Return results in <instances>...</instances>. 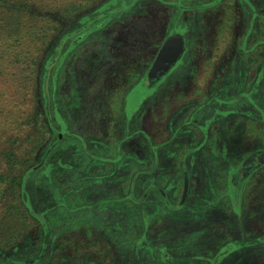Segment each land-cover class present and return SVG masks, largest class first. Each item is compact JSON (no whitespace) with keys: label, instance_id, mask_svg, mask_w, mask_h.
<instances>
[{"label":"crops","instance_id":"obj_1","mask_svg":"<svg viewBox=\"0 0 264 264\" xmlns=\"http://www.w3.org/2000/svg\"><path fill=\"white\" fill-rule=\"evenodd\" d=\"M159 2L166 4L165 0ZM246 2L254 6V13L247 8L245 14L237 13L238 19L230 21L233 28L227 35L225 59L218 58L220 44L216 33L217 39L211 41L214 48L209 65L199 62L202 71L209 69L210 73L179 77L174 75L179 72V65L167 77L180 78L178 91H164L162 87L137 96L132 92L137 86V75L129 74L138 68L137 58L131 54L136 49L126 44L120 52L129 56L122 58L110 53L114 49L111 51L107 45L106 72L100 79L109 87L104 93L106 109L90 103L88 125L75 134L61 127L64 121L69 124L70 118H64L63 109H57L53 121L63 138L55 157L52 155L38 167L32 181L34 210L50 230L51 254L60 256L66 249L74 252L85 246L88 250L73 256L85 260L92 247L104 245L113 252L109 257L120 260V264H155L154 260L163 262L173 253L185 264H194L202 257L198 246L189 249L190 255L180 256V244L186 238L196 241L192 237L202 234L205 223L218 225L212 232L221 233L235 222L228 171L225 169L218 177L217 164L231 158L232 162L239 160L241 153L246 155L256 148L264 149V0ZM206 9L202 6L197 11V24H206L202 18ZM237 37L247 49L245 52L238 53ZM204 39L206 36L202 35L196 43L204 47ZM255 51L259 54L254 58ZM232 53L246 60V68H242L246 73L238 75V69H233L227 60ZM195 84L197 87L189 90ZM77 97L74 94V101ZM96 100L95 95L93 101ZM199 160L205 172H197ZM197 174L202 180L218 177L224 181L225 198L218 199L224 190L217 188V183L197 194ZM195 195L207 197L204 200L208 203L198 201V209L189 208ZM259 203L248 200L241 223L252 228L253 221H264V207ZM206 204L208 208L203 211L201 206ZM201 212H208L204 223ZM256 239L257 235L251 236L250 242ZM125 247H138L135 253L141 254L128 255Z\"/></svg>","mask_w":264,"mask_h":264},{"label":"rangeland","instance_id":"obj_2","mask_svg":"<svg viewBox=\"0 0 264 264\" xmlns=\"http://www.w3.org/2000/svg\"><path fill=\"white\" fill-rule=\"evenodd\" d=\"M3 1L9 0L0 1V264H120L109 257L113 252L104 245L92 247L85 260L73 258L88 250L84 245V250L66 249L60 256L49 250L50 230L34 210L32 181L58 140L53 129L57 122L51 120L56 105L61 103L62 115L70 118L69 124L64 121L61 127L71 134L85 130L92 97H97V108L106 109L104 93L109 87L100 82L106 72L101 57L107 53L105 45L127 42L137 44L139 51L146 50L149 40L161 33L162 17L172 19L181 11L182 18L185 13L178 6H184L183 1L188 10L212 2L209 13L214 25L209 29L207 23H201L193 38L196 42L198 35L217 39V33L218 58L223 57L232 29L230 21L238 19V0H165L166 4L159 0H21L16 6L9 2L13 7L4 6ZM18 18L21 30L13 31ZM4 23L12 24L11 28L4 30ZM142 54L146 59L145 51ZM140 57L138 63L144 60ZM196 87L191 85L189 90ZM74 94L79 97L68 107ZM232 160L219 162L216 168L218 177L228 171L227 184L234 193ZM218 177L216 187L224 190L227 186ZM225 192L219 199L225 198ZM243 194L231 197L236 210ZM253 195L250 201L264 200L263 194ZM167 257L165 264L180 262Z\"/></svg>","mask_w":264,"mask_h":264},{"label":"flooded vegetation","instance_id":"obj_3","mask_svg":"<svg viewBox=\"0 0 264 264\" xmlns=\"http://www.w3.org/2000/svg\"><path fill=\"white\" fill-rule=\"evenodd\" d=\"M237 3H238V8L240 10L239 11L240 14H245L247 12L246 10L247 8L251 9L254 13V10H255L254 6L249 5V3L246 2V0H238ZM210 4H212V2H209V1L205 2V4H202V5L201 3H199L197 7L196 6L193 7L192 10H188L189 8L186 6L179 5L178 10L179 9L182 10L185 14L181 18V13H180L181 11L180 12L178 11V14L175 15L172 19L169 15H165L164 17H162L163 21H162L161 33L158 34V36L155 39L151 38L149 40L147 44V46L149 47L146 50L145 49L142 50L140 48L141 51H139V47L137 46V44H131L132 47L136 49L135 52L131 53L132 56L138 58V55H139L141 56L140 59H144L143 61H140L139 63H138V60L136 59L138 68L132 69L131 73H129L133 77L137 75L136 76L137 86H134V88L132 89V92H135L134 93L135 95L140 96V95H145L146 93H151L153 91L162 90V87H165L164 91L178 90L177 86L180 84L179 83L180 78L172 80L171 78L167 79V77H169V75H171V73L174 72L175 69H177L179 65H180L179 72H181L182 74L179 72L174 73V75H178L179 77L180 76L182 77L186 73L190 75L191 77H198L201 74L204 75V74L210 73L209 69L207 70L203 69L202 71V66L200 63L204 62L205 63L204 65H206V63L207 65H209L208 62L211 61V58H212V48H214L212 47L213 42H211L213 41V39L212 38L210 39V36L205 35L207 39L206 45L202 47V45L197 44L193 38V36L196 35L195 30L196 29L201 30L202 22H199L197 24V21L199 19V12H197V10H199L202 6H203V9L207 8L206 9L207 14L204 15L206 19H209V21L206 20L207 27L211 29L210 26L212 27V25H214L211 22L213 20L212 12L211 14L209 13V10H211ZM186 11H190L193 16H190L189 14H187ZM213 14L217 15V13H213ZM159 15L160 14L157 13V18H159ZM190 18L193 19L192 22H188ZM186 20H187L186 22L187 24L183 25V21H186ZM239 26H240V30L244 29V26L242 25V23H239ZM251 26H252L251 28H253L254 23H251ZM231 27L233 28V25H231ZM231 33H232V29H231ZM175 34H178L180 37H177L176 39L177 47H176L175 53L172 56V59L173 58L176 59L174 61V64L163 74L154 76V77L152 76L150 78L149 77L150 69L152 68L154 62L156 61V58H157V55L160 49L162 48L163 44L168 40V38ZM199 37L200 36L198 35V38ZM120 38L124 39L123 36H120ZM238 38L239 37H237V39ZM233 42L236 43L235 41ZM237 43L239 45L238 53H242L247 50L243 47V42L241 41V39H238ZM126 44L128 43L125 42L119 45L112 44L110 50L113 51L114 49V52H110V53H114V54L116 53L117 56H121L122 58H125L129 54L125 52H120V50L124 46H126ZM106 46L107 45H105V49H106ZM144 51H145L146 59L143 58L144 55L142 53H144ZM253 54L255 58V56H257L259 52L255 51V53ZM108 55L109 54L106 53L105 57L107 58ZM225 55L226 54H224L222 59L220 60H224ZM101 57L103 58L104 55L102 54ZM227 60L233 65V69H238L237 71L238 75L242 74V72L246 73V70L244 71L242 70L243 67L244 69L246 68L245 66L246 60L240 57L239 54L235 56L232 53V55H230L229 59ZM250 73L251 75L255 73L254 68H251ZM93 100H94V97H92V101ZM73 102H74V96H72L71 102L68 101L67 106L68 107L69 105L72 106ZM91 103L95 105L96 101H93ZM60 105L61 103L56 105L59 111L63 109L61 108ZM54 119L52 116L51 120L53 121ZM53 129L55 130V132L58 133V140L56 144L53 145V150H52L53 153L51 154L53 155L55 152V155H56V152H57L56 148H57L59 140L63 138V132L56 131L54 127ZM241 154L242 155L239 156V160L234 159V161L232 162L233 170L231 174V182H232V188H233L234 193L231 194V197L236 198L239 192L244 193L242 202L238 206V210H236L235 207L233 208L234 210L233 212L237 216V217L236 216L233 217V222L234 221L235 222L230 225L228 231L222 230L220 234L212 232L213 229L218 227V225L216 224L212 225L210 223L209 224L205 223L203 224L205 225L204 226L205 228L202 227V230H203L201 231L202 234L200 236L192 237L196 241L186 239L182 244H180V249H181V251L179 252L180 256L190 255L189 249H193L195 248V246H198L199 251L202 253V257H200L201 260H199V262L194 263V264H224V263L225 264H264V221H262V223H259L258 221H253L252 222L253 224L251 226L252 228H250L248 226V223H245V222L241 223V220H240L244 214V212L242 211L244 210L243 207L248 203V200H250L253 197V193L256 195H260V194L264 195V149L256 148L255 150L250 151V153L246 155L245 154L243 155V153ZM51 156L45 159L44 162L48 159H51ZM199 162L200 160L197 162V166H196L197 172L198 173L205 172V169L202 170ZM199 175L200 174H197V176L194 177L195 178V181H194L195 190L197 191V194H200L198 193L199 192L198 190L200 189L202 190L210 186L212 187L218 180V179H215V180L212 179V181L207 180V179L202 180L199 178ZM201 175L203 177L205 176L204 174H201ZM204 198H207V197L195 195V197H193L192 199L193 204H190L189 208L196 207V209H198L199 207L197 206L198 201L208 203V201L204 200ZM258 198L260 199L261 197H258ZM218 199H219V196H218ZM259 204L264 207V200L260 201ZM203 206L204 205H202L201 207ZM205 208H206L205 210H207L208 208L207 204L205 205ZM208 217H209L208 212H201L202 223H204L208 219ZM186 224H189V222L187 221ZM208 225L210 226L209 229H208ZM243 229H245L244 233H242ZM209 232H212V234L209 235L208 234ZM256 235H257L256 241L251 243L250 242L251 236H256ZM230 238L231 240H229ZM134 249L135 248L129 249L125 247V250L127 251L128 255L141 254V251H138L137 253H135L138 247L135 250ZM176 255L177 254L173 253L172 257L176 258L175 257ZM224 257H226L225 260L223 259ZM176 260L178 259L176 258ZM179 261L180 262L178 264H185L184 260H179ZM154 263L155 264H165V261L162 262L161 260L158 261V259H156L154 260ZM167 264H169V261L167 262Z\"/></svg>","mask_w":264,"mask_h":264},{"label":"water","instance_id":"obj_4","mask_svg":"<svg viewBox=\"0 0 264 264\" xmlns=\"http://www.w3.org/2000/svg\"><path fill=\"white\" fill-rule=\"evenodd\" d=\"M180 37L178 34H175L168 38V40L163 44L160 49L156 61L154 62L152 68L149 72V77L158 76L167 71L173 64L176 59H172L173 54L176 51V39ZM181 46V45H180Z\"/></svg>","mask_w":264,"mask_h":264},{"label":"trees","instance_id":"obj_5","mask_svg":"<svg viewBox=\"0 0 264 264\" xmlns=\"http://www.w3.org/2000/svg\"><path fill=\"white\" fill-rule=\"evenodd\" d=\"M0 1H2V0H0ZM13 2V3H15L14 5L16 6V5H19L20 4V1L21 0H9V1H7V2H5L4 3V1H3V4H4V6H10V7H13V5L11 4V3H9V2ZM9 3V4H8ZM2 4V5H3ZM7 24H2L1 26H4V30H6L7 28H11L10 26H12V24H8L7 26H6ZM6 26V27H5ZM21 21H20V18H18L16 21H15V26L13 27V31H20L21 30Z\"/></svg>","mask_w":264,"mask_h":264}]
</instances>
